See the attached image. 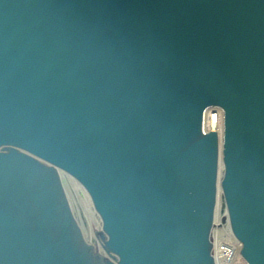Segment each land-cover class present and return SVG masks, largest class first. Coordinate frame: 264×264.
Wrapping results in <instances>:
<instances>
[{
    "label": "water",
    "instance_id": "95a60500",
    "mask_svg": "<svg viewBox=\"0 0 264 264\" xmlns=\"http://www.w3.org/2000/svg\"><path fill=\"white\" fill-rule=\"evenodd\" d=\"M207 108L222 226L264 264V0H0V264H214Z\"/></svg>",
    "mask_w": 264,
    "mask_h": 264
},
{
    "label": "bare ground",
    "instance_id": "6f19581e",
    "mask_svg": "<svg viewBox=\"0 0 264 264\" xmlns=\"http://www.w3.org/2000/svg\"><path fill=\"white\" fill-rule=\"evenodd\" d=\"M12 106L21 113V108L14 102ZM208 109V108H207ZM211 131H215L218 137V170H217V183L216 188V210L215 216L213 219V228L211 229L212 242L210 247V253L213 254L214 264H247L246 260L241 254V243L231 236L230 234L222 237V231L227 232L226 229L222 226L221 219L223 216H226L227 203L224 198V191L221 187L222 180V151H223V137H224V123L222 117V111L219 108H214L210 112L206 110L204 113L203 123L201 127V132L203 135L209 134ZM58 175V178L61 183V190L63 192L64 200L69 206L71 213L74 211L76 217V225L79 227L82 238L91 245L97 256H101L102 246L100 232L93 223L88 209L83 201L79 188L76 184L74 176L68 171L54 167ZM73 211H72V209ZM228 238V239H227ZM226 239V240H225ZM225 242L227 244H221ZM98 246H97V245ZM224 245V246H222ZM227 249V250H222ZM98 251V252H97Z\"/></svg>",
    "mask_w": 264,
    "mask_h": 264
},
{
    "label": "rangeland",
    "instance_id": "374dc122",
    "mask_svg": "<svg viewBox=\"0 0 264 264\" xmlns=\"http://www.w3.org/2000/svg\"><path fill=\"white\" fill-rule=\"evenodd\" d=\"M72 209V208H71ZM72 211H73V209H72ZM73 213V215H74V217H76V215H75V213H74V211L72 212ZM226 215H227V211H226ZM227 235H229V233L228 232H224V231H222V233H221V236L222 237H225V236H227ZM228 239V238H227ZM226 240V239H225ZM235 240H237V239H235ZM238 241V240H237ZM221 244H227V243H225V242H221L220 243V245ZM97 245V244H96ZM98 246V245H97ZM222 246H224V245H222ZM222 250H227V249H222ZM98 252V251H97ZM226 252V251H225ZM101 255V254H100Z\"/></svg>",
    "mask_w": 264,
    "mask_h": 264
}]
</instances>
